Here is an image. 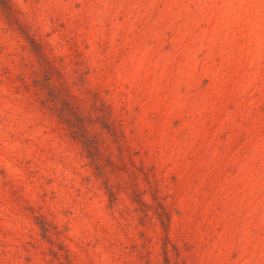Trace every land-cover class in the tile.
<instances>
[{
	"label": "rangeland",
	"instance_id": "374dc122",
	"mask_svg": "<svg viewBox=\"0 0 264 264\" xmlns=\"http://www.w3.org/2000/svg\"><path fill=\"white\" fill-rule=\"evenodd\" d=\"M0 264H264V0H0Z\"/></svg>",
	"mask_w": 264,
	"mask_h": 264
}]
</instances>
